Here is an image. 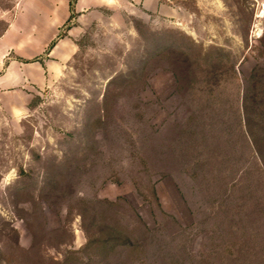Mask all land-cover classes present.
<instances>
[{
	"label": "rangeland",
	"instance_id": "374dc122",
	"mask_svg": "<svg viewBox=\"0 0 264 264\" xmlns=\"http://www.w3.org/2000/svg\"><path fill=\"white\" fill-rule=\"evenodd\" d=\"M8 25L0 264H264V0H0Z\"/></svg>",
	"mask_w": 264,
	"mask_h": 264
},
{
	"label": "crops",
	"instance_id": "0c3cea01",
	"mask_svg": "<svg viewBox=\"0 0 264 264\" xmlns=\"http://www.w3.org/2000/svg\"><path fill=\"white\" fill-rule=\"evenodd\" d=\"M18 3H16L17 5ZM11 25H8V27L5 29L3 34L0 36V91L3 89L8 88L9 86H14L15 84H19V82L22 84L24 83V73L19 74V69L21 70L22 67H20L19 62L17 61H7V56L9 52H13L16 57L20 58L23 54V39L13 43L9 44L7 42V38L10 34ZM17 71L16 74H14V71ZM23 70V68H22Z\"/></svg>",
	"mask_w": 264,
	"mask_h": 264
},
{
	"label": "trees",
	"instance_id": "16d2710c",
	"mask_svg": "<svg viewBox=\"0 0 264 264\" xmlns=\"http://www.w3.org/2000/svg\"><path fill=\"white\" fill-rule=\"evenodd\" d=\"M69 6H70V9H71V7H72V4L71 3H69ZM5 31V29L3 30V32ZM3 32L0 34V36L3 34ZM256 131H249V133H250V135H251V137H252V141L256 144V150H258V153H260V155H261V150H260V148H259V145L262 143V138H260V137H257V135H256V133H255ZM253 133H255V134H253ZM256 152V151H255ZM261 169L263 170V173H264V164L261 166Z\"/></svg>",
	"mask_w": 264,
	"mask_h": 264
}]
</instances>
